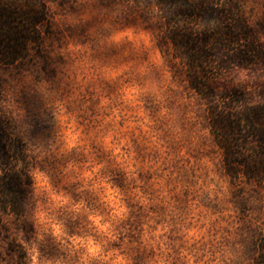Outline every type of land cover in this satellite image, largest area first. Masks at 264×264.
<instances>
[{"label":"clouds","instance_id":"obj_1","mask_svg":"<svg viewBox=\"0 0 264 264\" xmlns=\"http://www.w3.org/2000/svg\"><path fill=\"white\" fill-rule=\"evenodd\" d=\"M0 264H264V0H0Z\"/></svg>","mask_w":264,"mask_h":264}]
</instances>
